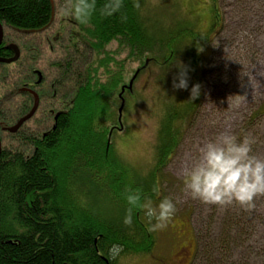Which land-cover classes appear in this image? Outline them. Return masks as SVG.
<instances>
[{"label": "trees", "instance_id": "1", "mask_svg": "<svg viewBox=\"0 0 264 264\" xmlns=\"http://www.w3.org/2000/svg\"><path fill=\"white\" fill-rule=\"evenodd\" d=\"M103 2L97 0L98 9ZM134 2L124 0L121 11L111 17H102L96 12L88 25L75 21L67 32L59 28L55 42L63 34L67 36H63L58 53L60 59L52 64V78L59 88L68 86L74 92L66 101V110L60 111L55 127L53 125L39 137L10 134L12 138L17 137L16 141L2 149L0 264H120L121 258L152 254L157 234L147 231L142 213L134 210L130 228L122 222L127 206L123 193L126 186L139 188L142 195L152 197L154 202L159 200L151 189L162 184L163 172L179 148L186 126L199 109L204 76L199 78V60L192 56L188 73L200 85V94L195 99L189 93L180 95L178 100L167 101L158 128L153 172L149 177L139 178L122 161L110 152L107 154L108 139L112 136L109 130L113 129L111 123L114 121V118L109 119L111 114L107 107L123 82L117 70L126 61L117 56L125 53L128 60L141 63V72L151 64L166 72L174 62L178 36L182 39L192 35L198 40L202 36L183 29L167 39H158L147 26L142 0H138V8ZM121 15L127 17L123 22ZM51 17L49 0H0V22L5 28L38 31L48 26L49 30ZM221 23L222 19L218 27ZM113 43L117 46L115 60L107 52ZM97 58L101 59V67L107 66L101 75L94 65ZM108 63H114L112 67L116 70L112 72ZM10 66H0V75L6 74V79L0 76V82L3 86L9 85L7 91L13 92L24 82L13 74L16 69L7 68ZM7 73L13 74L11 78L16 80L7 81ZM13 98L4 101L7 104L0 110L2 120L16 119V114L27 111L26 104H21L20 108ZM263 111L264 108H260L255 118L264 114ZM37 130L34 133H39ZM24 147L27 153L22 150ZM238 229L237 222L229 223L222 234L210 237L196 230L195 264L227 263L231 259L229 253L232 254L231 240L236 238ZM113 243L123 245L117 259H110L108 255Z\"/></svg>", "mask_w": 264, "mask_h": 264}, {"label": "rangeland", "instance_id": "2", "mask_svg": "<svg viewBox=\"0 0 264 264\" xmlns=\"http://www.w3.org/2000/svg\"><path fill=\"white\" fill-rule=\"evenodd\" d=\"M66 3L67 0L55 3L54 20L49 31L20 37L29 45L32 44L33 50L29 55L32 69L39 70L44 80L37 89L41 95L40 110L25 123L17 137H39L48 132L54 124L55 114L68 106L62 103L63 93L69 94L68 99L73 96L71 87L61 89L56 82L57 92L53 93L52 64L60 59L58 53L64 41L63 36L66 38L67 34H63L57 42L54 39L60 27L67 32L75 22L70 16L62 14L61 9ZM142 7L147 26L156 38L167 39L169 35L183 29L202 37L198 40L192 35L182 39L181 35L178 36L179 45L172 66L165 72L149 64V68L138 74L131 89H128L129 83L142 65L128 60L125 53L117 56L119 60L126 61L117 70L122 74L123 84L107 107L111 114L109 119L114 118L111 123L113 129L109 130L112 136L108 139L107 154L110 152L139 178L151 176L156 162L159 123L167 101L188 95L192 85L196 84L194 77L188 73V62L192 56L199 60L198 76H204V84L199 109L186 126L183 140L164 170L165 176L160 185L162 195L178 201L177 211L165 227L155 231L156 245L152 254L126 260L121 258L120 264H195L198 253L196 230L210 237L222 234L229 223L235 222L239 224L240 230H237L236 238L231 240V259L225 264H264V195L255 197V206L245 210L235 203L224 207L204 204L182 192L183 169L198 156V147L218 132L228 130L238 138L250 133L255 139L253 153L264 157V114L255 118V113L264 108V0H142ZM221 19V26L218 27ZM5 35V39L16 43L22 40L8 28L5 29ZM116 51L115 43L109 45L107 52L111 58L115 57ZM100 58L105 59L106 56ZM100 58L94 64L98 75L106 72L107 68L105 65L101 67ZM91 61L92 56L89 57ZM181 63L187 72L186 89L172 86L173 79L180 71L177 65ZM112 64L107 65L113 72L116 69ZM7 68H11L10 71L16 69L13 74L19 71L18 64ZM13 74L7 73V81L16 80L11 78ZM122 86L127 88L122 96L124 107L120 117L122 103L119 96ZM8 89L9 85L3 86L0 82V110L7 104L5 95ZM11 97L15 99V95ZM25 98L29 99L23 96L19 100L26 101ZM14 103L18 105L19 102L16 99ZM0 117V122H4L0 130L5 125L13 126L17 121L2 120L1 113ZM36 129L39 133H34ZM0 132L3 148L17 139L12 138L7 131ZM22 150L26 152L27 148ZM233 232L236 231L233 229Z\"/></svg>", "mask_w": 264, "mask_h": 264}, {"label": "clouds", "instance_id": "3", "mask_svg": "<svg viewBox=\"0 0 264 264\" xmlns=\"http://www.w3.org/2000/svg\"><path fill=\"white\" fill-rule=\"evenodd\" d=\"M124 0H104L97 8V0H67L61 9L62 14L70 16L80 25H88L94 13L102 17H111L119 13ZM139 7L138 0L134 2ZM121 21L127 17L121 15ZM202 50V49H198ZM180 71L173 79L172 86L176 89L188 88L187 72L184 65H177ZM200 94V85L191 88V98ZM215 123V122H213ZM255 142L250 133L242 134L239 138L235 133L224 130L207 139L198 147V156L191 164L183 169L182 192L194 200L204 204L224 207L238 204L245 210H251L254 198L264 195V157L253 153L252 144ZM151 191L160 197L154 202L152 197L144 194L139 188L126 186L123 197L126 201L125 214L122 222L125 226L133 225L134 210L142 213L146 229L157 231L167 225L177 211L172 197L161 194L160 185H154ZM123 251V245L113 243L108 248L110 259H117Z\"/></svg>", "mask_w": 264, "mask_h": 264}, {"label": "flooded vegetation", "instance_id": "4", "mask_svg": "<svg viewBox=\"0 0 264 264\" xmlns=\"http://www.w3.org/2000/svg\"><path fill=\"white\" fill-rule=\"evenodd\" d=\"M47 31H49L48 30V26L45 27V28H43V29H41V30L36 31L33 34L40 35V34L46 33ZM12 32L18 38H20L21 36H24V35H28V33L24 32V31H15V30H12ZM5 36L6 35L4 34L3 42L0 45V54L1 55H4V56H1L0 55V58H2V59H13V58H15V56L17 55V53L19 54V57L13 63H10V64L0 63V66H2V65H8V66H10V65L18 64L19 71L17 73V77L20 78V79L22 78V80H23L22 83L24 82L22 84V86L19 85L18 87H15V90L13 92L6 91L8 93L5 95V97H7V98H10L11 96L15 95V99L14 98L13 99H14V101L17 99V101L19 102L17 106L20 105V108H21V104L22 105H25V104L27 105V111L25 113L19 114V115L17 114V116H18L16 118V120H17L16 123H17L21 118H23L26 115H28L30 113V111L32 110L33 106H34L35 96H34V94H32V92H35L38 95V98H39V107H38V110H39L40 103H41V95L39 94V92H38L37 89L43 83L44 76H43V74L40 73L39 70H36V69L33 70L32 69L33 67H32L31 62H30L31 58L29 56L30 53L33 50L32 44L29 45L27 42L23 41V38H20V39H22L21 41L18 39L17 41H20V42L19 43H16V42H13L12 40L5 39ZM52 50H53V47H52ZM23 63H24V65H23ZM27 63H30V64L27 66L26 65ZM3 78H5V77L3 76ZM33 78H34V80L32 82L28 83V81L29 80L31 81ZM55 81L56 80L53 81V90H54L53 93L57 92L55 90V85H56L55 84ZM18 91L21 94L18 95ZM63 95H66V96H63ZM63 95L61 96V100H62L63 105H64L66 103V101L69 100L68 99V95L69 94L66 93V92H64ZM23 96H26L29 99L25 98V99H27L26 101L25 100L24 101L19 100ZM62 97H64V98H62ZM38 110H37V112H38ZM65 110L66 109L64 108L63 111H65ZM60 113L61 112H58V113L55 114V116H54V124L58 120V116L60 115ZM29 121H27L25 123H28ZM25 123H24V125H25ZM1 125H4V122H0V126ZM54 127H55V125H54ZM5 128H7L6 125L3 126L1 130L5 131ZM21 128L19 129V131L21 130ZM19 131L17 133H19ZM0 135H1V132H0Z\"/></svg>", "mask_w": 264, "mask_h": 264}, {"label": "water", "instance_id": "5", "mask_svg": "<svg viewBox=\"0 0 264 264\" xmlns=\"http://www.w3.org/2000/svg\"><path fill=\"white\" fill-rule=\"evenodd\" d=\"M49 1L51 3V7H52V18H51V22H52L54 19V14H55V3H54V0H49ZM3 37H4V27L0 22V45L3 42ZM18 57H19V54L17 53V55L13 59H2V58H0V63L10 64V63H13L14 61H16L18 59ZM147 64H148V62H146V65ZM140 71H141V68L136 71L135 75L133 76L132 80L129 83L128 89L132 88L133 82L136 79V77L138 76V74L140 73ZM125 89H126L125 87L122 89V92L119 96L120 98H122V95H123ZM32 94H34V96H35V103H34L32 110L30 111V113L28 115L21 118L15 125L5 128V130L8 131L9 133H11V134L17 133L19 131V129L24 125V123L27 122L28 120H30L35 115V113L38 109V106H39V98L35 92H32ZM123 107H124V101H122L121 107L119 109L120 117L122 115ZM1 152H2V142L0 139V154H1Z\"/></svg>", "mask_w": 264, "mask_h": 264}]
</instances>
